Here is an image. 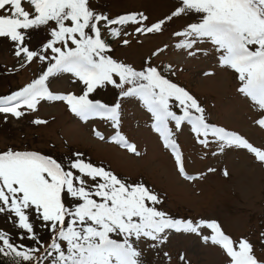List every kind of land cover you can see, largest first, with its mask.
I'll list each match as a JSON object with an SVG mask.
<instances>
[{
  "label": "snow or ice",
  "instance_id": "1",
  "mask_svg": "<svg viewBox=\"0 0 264 264\" xmlns=\"http://www.w3.org/2000/svg\"><path fill=\"white\" fill-rule=\"evenodd\" d=\"M182 16L198 19L174 33L181 38L174 47L193 57L212 54L220 67L234 71L241 84L239 92L260 110L262 118L256 123L264 127V0H179L166 20L150 25L139 13L110 19L96 11L90 0H0V38L12 42L15 55L28 64H41L38 78L0 97V114L18 119L26 111H38L42 101L64 102L81 121L98 117L110 122L111 141L139 155L136 145L121 132L123 106L136 100L150 113L152 129L171 150L185 179L197 177L186 172L178 144L177 133L184 125L190 126L204 147L215 144L220 153L244 149L264 164V149L209 121L199 100L170 78L171 65L153 66L149 58L145 67L137 69L110 55L112 48L104 33L121 36V29L113 25L134 24L139 35L157 34L166 30V22ZM40 29L50 30V36L38 51L30 50L26 46L29 30ZM128 43L123 40L124 45ZM202 43L209 44V49L199 48ZM61 74H70L82 86V94L57 90L54 81ZM107 87L118 90L112 104L92 95ZM32 123L48 122L36 118ZM95 135L106 139L99 130ZM162 203L160 194L142 181L118 177L86 162L82 153L58 162L38 151L7 150L0 153V214L11 219L19 238L36 246L17 245L9 233L0 231V254L12 256L14 264L34 260L36 264L42 260L48 264H145L139 242L148 241L149 247L156 248L167 241L170 230L202 235L206 226L211 234L202 235V241L221 246L230 264H264L249 240L234 241L216 221L173 218L160 210ZM38 227L49 234L43 258L35 257L45 243Z\"/></svg>",
  "mask_w": 264,
  "mask_h": 264
},
{
  "label": "rangeland",
  "instance_id": "2",
  "mask_svg": "<svg viewBox=\"0 0 264 264\" xmlns=\"http://www.w3.org/2000/svg\"><path fill=\"white\" fill-rule=\"evenodd\" d=\"M90 3L110 19L139 13L148 18L146 23L150 25L166 20L179 0H90ZM197 19L194 16L174 18L166 22L163 33L157 34L139 35L134 24L113 25L121 29L118 38L111 37L108 32L104 34L114 43L110 55L120 62L137 69L145 67L149 58L153 66L171 65V75L176 76L173 81L199 100L211 123L235 131L254 146L264 149V127L256 123L262 114L250 98L239 92L238 75L220 67L212 54L193 57L174 47L181 39L174 33ZM125 39L129 41L127 45L123 44ZM45 42L46 34L40 33L31 44L41 47ZM198 47L209 49L210 45L202 43ZM165 48L166 51H161ZM40 68L41 64L35 61L27 65L22 56L15 55L11 43L0 40V97L25 87L39 76ZM209 72L214 75H205ZM54 83L59 91L82 94V86L70 74H61ZM117 92L107 87L98 89L94 97L112 104L118 98ZM36 118L48 123L35 125L32 121ZM152 123L142 103L132 100L124 104L121 132L136 145L137 155L111 141L114 130L110 122L98 117L81 121L64 102L42 101L38 111H26L25 116L18 119L11 114L7 117L0 114V153L51 150L54 154L60 153L62 159L69 151L86 153L92 161L111 167L117 174L144 178L160 194L163 201L160 210L173 218L194 223L216 221L234 241L249 240L256 255L264 259V164L244 149L231 148L220 153L215 144L204 147L190 131V126L184 125L177 133V140L186 172L197 177L187 180L179 174L174 155L163 146ZM95 130L103 133L106 139H99ZM0 231L21 241L6 214H0ZM201 233L210 235L211 229L204 226ZM202 235L170 230L167 241L156 248L149 247L148 241L139 242L137 247L143 253L145 264H230L222 247L204 243Z\"/></svg>",
  "mask_w": 264,
  "mask_h": 264
},
{
  "label": "trees",
  "instance_id": "3",
  "mask_svg": "<svg viewBox=\"0 0 264 264\" xmlns=\"http://www.w3.org/2000/svg\"><path fill=\"white\" fill-rule=\"evenodd\" d=\"M126 15H128V14H126ZM121 16H123V15H121ZM109 17V16H108ZM120 17V16H119ZM110 18V17H109ZM116 19V18H115ZM40 33H43V34H46V36H47V38H49V36H50V30H49V32H45L44 30H42V29H40V30H29V33H28V36L26 37V46H28L29 48H30V50H39L40 48H42V46L43 45H41V47H39V46H37L38 44H34V46H33V44H31V41L37 36V35H39ZM0 40H3V41H7L8 43H11L13 46H14V44L12 43V42H10L8 39H5V38H0ZM109 42H110V45H111V48H112V50H113V45L112 44H114L113 43V41L112 40H109ZM46 43V42H45ZM24 61V60H23ZM35 62H37V63H40V62H38V61H35ZM25 63H27L26 61H25ZM27 65H29L28 63H27ZM164 65H162V66H159V67H163ZM165 72L167 73V68H165ZM38 78V77H37ZM172 80H174L175 78H176V76L175 75H171V77H170ZM93 96H94V93L92 94ZM95 98V97H94ZM100 100V99H99ZM42 154H47V155H51L53 158H55V159H57L58 160V162H65L69 157H72L75 153H82L83 154V157H84V159H85V161L86 162H92L94 165H100V166H103V167H105V169L106 170H110V171H112L115 175H117L118 177H122V178H125V179H127V180H129V182H135V181H142L143 183H145L148 187H150L151 188V185L150 184H148L146 181H144V178H131V177H126V176H123V175H120V174H117L116 172H114L113 170H112V168L111 167H109V166H105L103 163H99V162H96V161H92L87 155L88 154H86V153H83V152H80V151H69V153L66 155V153L64 154V156H66L65 157V159H62V158H59V156H60V153H56V154H54L51 150H49V152H46V151H43V152H41ZM158 207H159V205H158ZM168 214V213H167ZM168 215H170V216H172V217H174L173 215H171V214H168ZM17 229V228H16ZM17 231H18V229H17ZM37 231H39V233H40V236H41V238H42V240L45 242L44 243V246H42L41 248H40V251H38V252H36L35 253V257H39V258H43L45 255H46V251H45V249L47 248V246H48V243H49V234H48V232L47 231H44V230H42V229H39V227L37 228ZM7 233V232H6ZM17 234H18V232H17ZM19 236V235H18ZM12 238H13V236H11ZM13 240L15 241V243L17 244V245H19V244H24L25 246H32V247H35L36 245H34L33 244V242L31 241V240H27V239H21L20 238V240L21 241H18L16 238H13ZM3 245L2 244H0V247H2ZM65 250H66V245H65ZM0 264H14V260H13V257L12 256H5V255H3V254H0ZM23 264H28V262H23ZM32 264H36V261L34 260L33 262H32ZM41 264H48V261H44V260H42L41 261Z\"/></svg>",
  "mask_w": 264,
  "mask_h": 264
}]
</instances>
